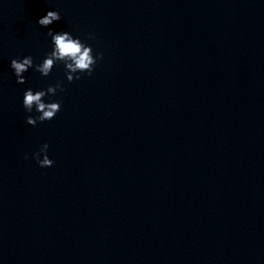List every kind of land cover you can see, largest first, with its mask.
Segmentation results:
<instances>
[{"label":"water","instance_id":"obj_1","mask_svg":"<svg viewBox=\"0 0 264 264\" xmlns=\"http://www.w3.org/2000/svg\"><path fill=\"white\" fill-rule=\"evenodd\" d=\"M49 9L103 57L31 126ZM0 264H264V0H0Z\"/></svg>","mask_w":264,"mask_h":264},{"label":"clouds","instance_id":"obj_2","mask_svg":"<svg viewBox=\"0 0 264 264\" xmlns=\"http://www.w3.org/2000/svg\"><path fill=\"white\" fill-rule=\"evenodd\" d=\"M60 20L61 13L55 9L47 10L36 20L38 25L47 28L46 36L50 38L48 50L39 62H34L31 54L10 59L9 67L18 84L26 82L24 74L29 69L47 77L55 66H63V79L48 83L46 87H27L23 90L21 104L25 112L29 113L25 117V123L31 126L52 120L62 108V94L66 91L65 81L71 83L73 80H79L82 75L91 76L103 57V53L89 42L95 40L94 33L90 32L82 38L70 29L48 27ZM48 148L49 144L44 142L31 154L41 168L51 167L54 163L48 155ZM27 158L25 154V159Z\"/></svg>","mask_w":264,"mask_h":264}]
</instances>
